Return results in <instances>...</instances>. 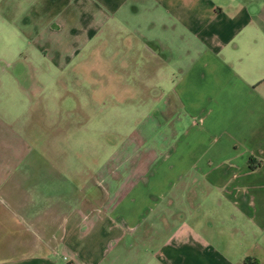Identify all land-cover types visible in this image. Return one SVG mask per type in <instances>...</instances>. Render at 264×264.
Returning a JSON list of instances; mask_svg holds the SVG:
<instances>
[{
  "label": "crops",
  "instance_id": "1",
  "mask_svg": "<svg viewBox=\"0 0 264 264\" xmlns=\"http://www.w3.org/2000/svg\"><path fill=\"white\" fill-rule=\"evenodd\" d=\"M0 35L86 85L100 50L131 89L107 102L166 121L0 264H264V0H0Z\"/></svg>",
  "mask_w": 264,
  "mask_h": 264
},
{
  "label": "rangeland",
  "instance_id": "2",
  "mask_svg": "<svg viewBox=\"0 0 264 264\" xmlns=\"http://www.w3.org/2000/svg\"><path fill=\"white\" fill-rule=\"evenodd\" d=\"M6 40L0 35V256L43 251L42 235L54 240L62 214L99 193L98 181L125 153L165 146L166 123L140 117L131 96L107 102L106 94L131 89L118 86L116 70L101 69L100 50L86 85L69 71L13 59Z\"/></svg>",
  "mask_w": 264,
  "mask_h": 264
},
{
  "label": "trees",
  "instance_id": "3",
  "mask_svg": "<svg viewBox=\"0 0 264 264\" xmlns=\"http://www.w3.org/2000/svg\"><path fill=\"white\" fill-rule=\"evenodd\" d=\"M251 260H250V258L249 257H245L244 258V264H259L258 262L257 263H252V262H250Z\"/></svg>",
  "mask_w": 264,
  "mask_h": 264
}]
</instances>
